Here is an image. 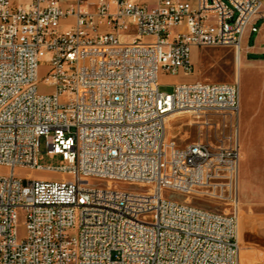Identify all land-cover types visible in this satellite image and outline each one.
<instances>
[{"label": "built area", "instance_id": "built-area-1", "mask_svg": "<svg viewBox=\"0 0 264 264\" xmlns=\"http://www.w3.org/2000/svg\"><path fill=\"white\" fill-rule=\"evenodd\" d=\"M262 29L264 0H0V264H240L238 131L168 135L179 114L238 126L239 81L159 77L193 75L194 48L240 64Z\"/></svg>", "mask_w": 264, "mask_h": 264}, {"label": "rangeland", "instance_id": "rangeland-1", "mask_svg": "<svg viewBox=\"0 0 264 264\" xmlns=\"http://www.w3.org/2000/svg\"><path fill=\"white\" fill-rule=\"evenodd\" d=\"M261 25V22L258 26ZM70 24L62 22L61 30H67ZM264 29L249 37L248 33L242 42L243 55L241 66V80L237 76V61L230 48H194L192 61L195 64V73L185 77L161 73L159 84L161 91L172 93L174 85L181 82L201 80L214 83L240 82L241 111L239 125L231 120L221 122L220 126L201 128L198 120L190 114H179L168 124L169 138L184 146L199 140L209 141L220 145L236 130L240 142L239 165V198L241 211L239 217V233L241 243V264H264V60L251 62L258 57L250 55L248 50L252 46H263ZM50 72L47 63H41L39 75L46 76ZM48 90L41 87L40 92ZM42 151H45L42 143ZM60 159H48L43 165H57ZM9 170L0 168V174H8ZM15 174L26 178L52 177L58 175L42 172H32L17 169ZM126 188V187H125ZM173 198H180L177 194ZM193 204L221 211L206 202L193 200ZM24 217L19 219V233L22 237L26 229L23 226Z\"/></svg>", "mask_w": 264, "mask_h": 264}, {"label": "crops", "instance_id": "crops-1", "mask_svg": "<svg viewBox=\"0 0 264 264\" xmlns=\"http://www.w3.org/2000/svg\"><path fill=\"white\" fill-rule=\"evenodd\" d=\"M248 53L250 55L258 57L257 59H255L254 61H251V62H258V61L264 60L263 59L264 58V38H263V46H261V47L252 46L251 50H248ZM241 66L242 65H240V68H241ZM240 204H241V201H240ZM240 211H241V208H240ZM240 264H241V250H240Z\"/></svg>", "mask_w": 264, "mask_h": 264}, {"label": "bare ground", "instance_id": "bare-ground-1", "mask_svg": "<svg viewBox=\"0 0 264 264\" xmlns=\"http://www.w3.org/2000/svg\"><path fill=\"white\" fill-rule=\"evenodd\" d=\"M237 76L241 80V68H240V64L239 63L237 64ZM239 244H240V249H241L240 233H239Z\"/></svg>", "mask_w": 264, "mask_h": 264}, {"label": "trees", "instance_id": "trees-1", "mask_svg": "<svg viewBox=\"0 0 264 264\" xmlns=\"http://www.w3.org/2000/svg\"><path fill=\"white\" fill-rule=\"evenodd\" d=\"M264 59V58H263Z\"/></svg>", "mask_w": 264, "mask_h": 264}]
</instances>
